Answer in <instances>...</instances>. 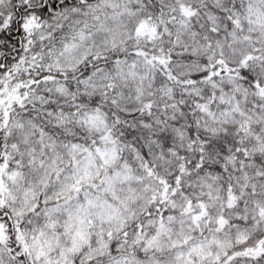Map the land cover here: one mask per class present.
Here are the masks:
<instances>
[{
  "label": "snow or ice",
  "instance_id": "snow-or-ice-1",
  "mask_svg": "<svg viewBox=\"0 0 264 264\" xmlns=\"http://www.w3.org/2000/svg\"><path fill=\"white\" fill-rule=\"evenodd\" d=\"M0 264H264V0H0Z\"/></svg>",
  "mask_w": 264,
  "mask_h": 264
}]
</instances>
